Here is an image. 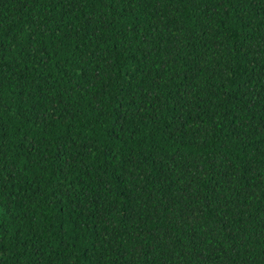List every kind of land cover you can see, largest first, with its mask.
Listing matches in <instances>:
<instances>
[{"label":"trees","instance_id":"16d2710c","mask_svg":"<svg viewBox=\"0 0 264 264\" xmlns=\"http://www.w3.org/2000/svg\"><path fill=\"white\" fill-rule=\"evenodd\" d=\"M0 264H264V0H0Z\"/></svg>","mask_w":264,"mask_h":264}]
</instances>
